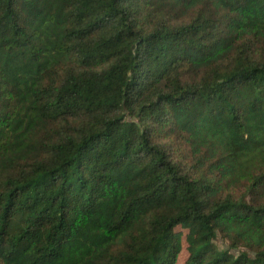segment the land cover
Segmentation results:
<instances>
[{
  "label": "trees",
  "instance_id": "1",
  "mask_svg": "<svg viewBox=\"0 0 264 264\" xmlns=\"http://www.w3.org/2000/svg\"><path fill=\"white\" fill-rule=\"evenodd\" d=\"M183 249L264 264V0H0V264Z\"/></svg>",
  "mask_w": 264,
  "mask_h": 264
},
{
  "label": "rangeland",
  "instance_id": "2",
  "mask_svg": "<svg viewBox=\"0 0 264 264\" xmlns=\"http://www.w3.org/2000/svg\"><path fill=\"white\" fill-rule=\"evenodd\" d=\"M218 243L221 245V241H219ZM221 247H222V245H221ZM185 258H186V252L183 249V251H182V253H181L180 257H179L178 264H183Z\"/></svg>",
  "mask_w": 264,
  "mask_h": 264
}]
</instances>
